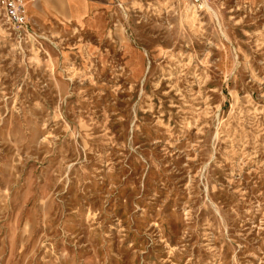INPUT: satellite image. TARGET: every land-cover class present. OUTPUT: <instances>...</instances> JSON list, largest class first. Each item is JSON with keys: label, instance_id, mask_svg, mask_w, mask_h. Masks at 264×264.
Returning <instances> with one entry per match:
<instances>
[{"label": "rangeland", "instance_id": "1", "mask_svg": "<svg viewBox=\"0 0 264 264\" xmlns=\"http://www.w3.org/2000/svg\"><path fill=\"white\" fill-rule=\"evenodd\" d=\"M210 1L0 13V264H264V0Z\"/></svg>", "mask_w": 264, "mask_h": 264}, {"label": "crops", "instance_id": "2", "mask_svg": "<svg viewBox=\"0 0 264 264\" xmlns=\"http://www.w3.org/2000/svg\"><path fill=\"white\" fill-rule=\"evenodd\" d=\"M160 1L162 2L163 0H24V8L28 16L38 12H49L55 16V19L73 20L84 17L103 18L109 9H134L144 7L145 3L152 2L155 4V2L158 3ZM211 1L215 3L225 0ZM258 1L260 0H229L230 3L232 2L230 6L239 9L250 7ZM174 2L176 1L174 0Z\"/></svg>", "mask_w": 264, "mask_h": 264}, {"label": "built area", "instance_id": "3", "mask_svg": "<svg viewBox=\"0 0 264 264\" xmlns=\"http://www.w3.org/2000/svg\"><path fill=\"white\" fill-rule=\"evenodd\" d=\"M193 10H200L203 0H175ZM0 13L4 23L11 31L18 36L26 30V16L24 0H0Z\"/></svg>", "mask_w": 264, "mask_h": 264}, {"label": "bare ground", "instance_id": "4", "mask_svg": "<svg viewBox=\"0 0 264 264\" xmlns=\"http://www.w3.org/2000/svg\"><path fill=\"white\" fill-rule=\"evenodd\" d=\"M205 1V0H204Z\"/></svg>", "mask_w": 264, "mask_h": 264}]
</instances>
